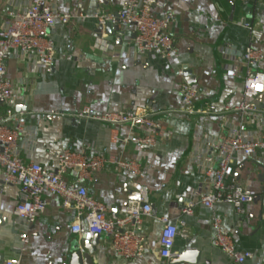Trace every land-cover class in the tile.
<instances>
[{
	"label": "crops",
	"instance_id": "crops-1",
	"mask_svg": "<svg viewBox=\"0 0 264 264\" xmlns=\"http://www.w3.org/2000/svg\"><path fill=\"white\" fill-rule=\"evenodd\" d=\"M106 1L107 5L100 0H47L52 9L75 17L70 24H57L50 32L56 51L50 74H44L31 56H11L6 60V78L23 100L15 104L1 102L0 121L8 127L18 121L23 123L24 133L17 141L21 159L56 170L60 154L70 150L141 166L138 176L108 167L81 182L107 206L111 219L126 214L127 190L139 193L153 209L137 229L145 241L144 258L118 257L109 237L102 235L94 255L97 264H171L160 253L163 217L179 218L185 224L178 225L181 235L175 243L176 257L186 252L199 254L197 262L184 264H238L214 245L215 218L220 219L223 233L233 239L237 251L252 255L244 264H264L261 200L244 206L243 212L229 204H218L213 210L199 204L200 197L211 191L213 178L205 174L206 163L196 161L204 157L201 143L209 140L219 144L241 125L247 127L253 139L264 137V113L223 112L243 101L244 79L228 77V70L238 65L245 74L244 55L250 48L264 56V0H159L157 13L170 10L175 15L171 35L178 54L166 59L139 53L132 23L120 25L125 32L121 45L96 38V14L115 16L129 2ZM28 5L29 0H0V31L10 14ZM80 6L87 16L84 20L79 18ZM184 68L192 71L195 81L191 86L198 90L194 110L215 104L223 113L184 112L181 86L186 81L179 74ZM254 71L264 74V59ZM251 104L264 112V94ZM17 106L26 109L18 113ZM85 108L95 114L145 112L164 129L153 148L122 144L116 139L128 135L127 126L82 120L77 114ZM206 155L218 165L215 151ZM232 165L234 175L227 179L228 183L264 191L261 154L249 157L237 153ZM65 179L74 182L78 173L69 172ZM135 184L147 192L137 191ZM19 191L18 184L5 181L0 168V264L14 259H20L21 264H58L64 252L82 242L71 231L74 212L63 207L59 196L46 195V212L36 224L28 226L14 215ZM188 207H192L194 215L183 214ZM22 233H28L30 238L24 252Z\"/></svg>",
	"mask_w": 264,
	"mask_h": 264
},
{
	"label": "built area",
	"instance_id": "built-area-1",
	"mask_svg": "<svg viewBox=\"0 0 264 264\" xmlns=\"http://www.w3.org/2000/svg\"><path fill=\"white\" fill-rule=\"evenodd\" d=\"M159 0H129L128 5L118 13L121 24L132 23L136 28L134 44L142 56L157 55L163 59L177 56L178 50L171 35V26L175 15L170 10H162ZM79 18H87L84 9L80 6ZM99 24L116 21L115 16H95ZM70 13H60L47 5V0H29V5L20 12L10 14L4 21L0 31V103H18L22 99L14 85L6 78L5 63L8 57H33L34 64L44 74H50L56 60L55 43L51 38V30L57 24L68 25L74 20ZM264 59L263 54L253 48L244 55L245 74L242 68L236 65L227 72L228 77L244 79L243 101L236 108L227 107L223 112H243L246 114L264 113L254 108L253 100L264 94V74L254 71L255 67ZM182 75V72H180ZM181 94L187 114L218 115L219 108L215 104H207L202 110H194L198 90L189 85L181 86ZM82 120H91L115 126H127L128 135L116 139L122 144H133L143 148H153L157 145V138L163 132V124L154 120L145 112L128 113L107 112L95 114L85 108L77 114ZM24 133L21 121L8 127L0 121V168L7 183L20 186L19 200L14 215L28 226L37 223L48 208L46 195L59 196L62 205L72 210L75 215L71 231L81 241H92L95 236H108L111 249L120 258L126 260L142 259L145 256V241L137 234V229L146 216L152 214V206L144 201L133 202L127 208L123 217L111 219L108 217V208L105 204L92 196L87 187L81 184L84 180L106 168H113L116 172L126 171L133 176L140 175L141 166L136 162L122 160L107 161L102 157H89L85 152L65 150L58 158L56 170H48L41 165L24 162L17 151L18 138ZM204 157L199 156L197 163H206L205 174L213 178L211 191L200 197L199 204L213 210L218 204L232 205L239 212L244 206L254 203L260 197L264 207V191L258 192L244 188L235 183H228L227 179L234 175L233 159L235 154L243 153L246 156L261 154L264 158V137L253 139L247 127L241 125L233 129L232 134L221 143L204 141ZM215 151L218 156V165L214 159L207 156ZM69 172H77L78 180L70 182L65 179ZM139 192H147L141 185L135 184ZM184 215H194L192 207L183 211ZM164 224L159 243L161 257L172 259L176 257L175 243L179 235L178 225L185 224L179 219L163 217ZM131 226L132 228H128ZM214 228L216 235L214 245L227 257L238 264H244L252 258L250 253L241 254L237 251L233 239L224 234L219 218H215ZM21 252L26 250L30 238L28 233L20 235ZM7 264H21L20 259L8 261Z\"/></svg>",
	"mask_w": 264,
	"mask_h": 264
},
{
	"label": "water",
	"instance_id": "water-1",
	"mask_svg": "<svg viewBox=\"0 0 264 264\" xmlns=\"http://www.w3.org/2000/svg\"><path fill=\"white\" fill-rule=\"evenodd\" d=\"M101 4L107 5L106 0H100ZM100 9V6L98 7ZM116 21H109L106 24H99L95 30L96 38L104 39L108 42H116L117 45L122 44V37L125 34L124 31L120 30V21L118 19V14L115 15ZM104 34L106 37L104 38ZM180 74V72H179ZM182 75L185 78L187 84L192 85L194 83V77L192 71L189 68H184ZM24 106H17L16 111L19 113L25 110ZM128 194L127 201L125 202V207L128 208L132 202H140L141 196L139 193L127 190ZM261 198L258 197L257 200ZM100 236H95L92 241H82L81 243H74L70 249L64 252L61 256V260L58 264H97L95 262L94 255L97 253V249L100 243ZM199 259V254L193 252H186L179 257L172 258L170 260L171 264H184V263H195Z\"/></svg>",
	"mask_w": 264,
	"mask_h": 264
}]
</instances>
